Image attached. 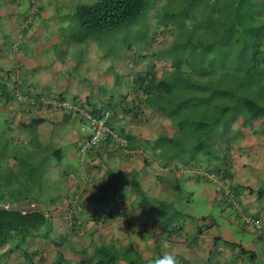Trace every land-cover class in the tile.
I'll return each instance as SVG.
<instances>
[{"label": "rangeland", "instance_id": "1", "mask_svg": "<svg viewBox=\"0 0 264 264\" xmlns=\"http://www.w3.org/2000/svg\"><path fill=\"white\" fill-rule=\"evenodd\" d=\"M33 1L34 13L27 26L30 10L29 0H2L0 2L2 4L0 5V49L7 50L6 65H2L6 72L0 71L1 76L7 79L0 78V82L8 80L9 82H5L6 85L18 95H24V92L29 91V87L24 86L29 79L33 82L31 85L34 88H32L43 93L48 91L52 85L55 89L60 85L65 89H70L69 80H75V85L83 88L90 97L94 95L98 98H105L108 95H117L121 87L126 89V82L128 83L130 76L128 73L124 75V72L134 69L136 61L133 60V56L137 52H150L149 50H151L153 53V49L164 48L170 43L171 37L168 36V32L173 33L175 24L171 20H166L164 15H169V12L176 10L179 4L180 7L177 10L188 7V1L185 4L182 0H146L144 9L134 20L114 29L103 30L86 40L78 41L76 31L79 29V22L72 11L73 7L78 3L87 4L97 0ZM221 2L222 0L215 1L217 6L221 5ZM232 4V0H228V6H232ZM203 9L204 6L200 10L203 11ZM224 9L226 8L224 7ZM238 9H240L238 15L225 11L223 14L220 13L217 18V23L226 27L223 34L220 32L219 50L220 52L223 50L224 58L229 59L227 65L225 61L219 62V64L221 63L219 71L221 77L230 83L232 82V62L236 64L238 61H242L250 65L248 69L253 75L249 76L246 82L241 73L242 78L237 79L236 83L237 91L261 105L262 110L256 117L244 118V123L242 116L238 115L229 123L230 127L227 128V133L223 137L218 138V135L213 134L209 138L210 147L214 149L213 152H218L222 156L221 159H213L217 160L218 164L223 163L224 160L228 161L242 156L251 159L249 156L255 151V149L251 150L253 146L264 147V0H240ZM189 24H191L190 19H186V25ZM1 34H6L7 37H2ZM150 34L154 37V41L150 38V44H147L148 41L145 39ZM46 35L47 37L43 39ZM53 38L59 39L54 42ZM156 39L159 41H155ZM16 40L20 41L18 51L21 52V61L18 56V59H15L16 62H12L13 57L9 48L12 41ZM127 42H129L130 49L126 47ZM14 47L13 49H15ZM151 55L153 60L154 54ZM166 55L164 54V57L158 62V71L160 69L167 70V64L164 62ZM9 60L11 64H9ZM244 71L246 69L242 72ZM158 118L165 119L161 115H155L154 119L158 120ZM46 119L33 124L31 128H26L23 137L19 138H14V135L13 137L11 135V131L15 128L13 122L9 123V126L6 125L5 128L0 127V189L7 188L8 195L18 193L19 196L33 199L38 204L37 209H41L48 200H52L55 207L59 209L58 199L64 196L69 198V195L72 197L73 193L70 194L72 189L77 191L78 189L75 187L80 188L84 184L80 174L81 165L76 152L75 140L81 130L75 115L65 119L56 118L45 121ZM161 123H158V129L164 130L163 126L160 127ZM235 123H237V128L233 131ZM154 124L149 125L148 123L152 131ZM217 139L220 140V145H218ZM156 140L154 138L151 148L155 151L158 149L155 145ZM54 147L60 148L59 157L53 154ZM109 150L115 153L111 155H114L113 162L116 164L114 167H110L111 169H108V166L104 169L100 167L103 171L102 178L95 181V183L101 184L97 188L99 189L97 194H101L103 190L107 191L112 185H119V180L123 178L118 200L124 203V199L131 196L128 207L135 205V208H138L142 206H139L141 195L139 192L137 194L134 192L131 179L137 182V179L141 178L145 184H148L142 188L144 190L142 196L146 200L150 197V204L147 209L137 213L138 220L135 218L136 212L134 211V220L138 222V228L135 231L145 234L144 238H147L146 235L149 234L154 243L157 241V237L165 242L162 243L160 254L154 253V248L147 247V251L151 252L147 258L158 260L166 253H173L177 256L179 264H263L264 239L248 238L244 231H240L239 227L241 226L244 229L252 230V226L244 222L240 216L233 212L230 220H224V215L222 212L220 213L219 208L217 215H212L209 213L211 210L202 207L203 198L200 196L203 197L204 193L195 189L191 195L192 191L185 187L174 191V194L172 192L174 207L171 209H175L174 213L158 214L157 210L153 209L155 201L151 199L154 193V171L147 168L143 174L137 169L125 172L123 166H118L119 161L116 153H119L120 149L111 147ZM148 150L150 151L148 147L144 148L148 156L157 155L155 151L152 150V153H149ZM136 152L139 153V150ZM223 152L225 157H223ZM135 157H139V154ZM99 160L101 161L102 158ZM133 160L134 158L127 160V163H131ZM152 160L158 162V157L155 156ZM258 165L252 166L251 163H248L245 168H248L249 173L254 175L257 169L261 170V164L258 163ZM82 167H85V163L82 164ZM100 188H102L101 191ZM92 191L94 190L92 189ZM10 198L7 197V199ZM204 210L205 212H203ZM243 211L249 215H256L254 209L253 214L244 209ZM201 213L205 216L203 220L199 219ZM159 217L164 220L157 221ZM185 222L192 227L202 223L206 225V229L200 235L196 231L192 233ZM60 224H64L68 228L65 222H60ZM155 225L158 227L155 228ZM170 225H174V227L167 230ZM158 228L162 232L160 235ZM125 232L130 239L133 234L129 230ZM50 233L55 237H62L61 241L65 242L63 245L68 246L69 230H66L65 233L55 231ZM39 239L40 243L44 242V238ZM196 241L200 244H195ZM121 245L125 251H129L126 243ZM84 246L86 245L76 246L75 251L72 249V252L63 253L66 256L62 262L78 264L80 255L78 250ZM137 251L143 258L142 252L138 249ZM89 252L90 250H88ZM251 252L254 253L252 260L249 259ZM88 253L86 252L87 256ZM153 262L155 260H151L150 263ZM124 263L120 260V264ZM150 263L145 262V264ZM0 264H11L6 260L4 253L0 254Z\"/></svg>", "mask_w": 264, "mask_h": 264}, {"label": "trees", "instance_id": "2", "mask_svg": "<svg viewBox=\"0 0 264 264\" xmlns=\"http://www.w3.org/2000/svg\"><path fill=\"white\" fill-rule=\"evenodd\" d=\"M182 1L185 4L188 1L187 9L177 10L180 7L179 4L176 10L169 12V15H164L166 20H171L175 24L173 33L168 32V36L171 37L170 43L164 48L153 49V53L149 50L150 52H137L133 56V60L136 61L134 69L124 72V74L128 73L130 76V80L128 83L126 82V90L117 95H108L95 104H81L87 106L91 116L94 117H99L104 109H108L109 114L104 119L105 124L116 134L124 138L123 144L116 141L110 132L106 130L102 133L103 137L87 145L84 151L80 153L78 150L79 145L90 138L93 130L90 129L89 125H80L82 116L80 117L78 110H66L56 104L39 101V96L44 94L52 96L57 101L66 99L72 103H76L75 99H67L64 91H44L43 93L42 91L34 90V87L30 86L29 91L24 92V96L33 98L30 102L25 99L19 100L17 93L10 90L5 83L6 81H3L0 82V98L2 97L7 102H16L20 106V109L26 106L36 109L47 108L61 111L63 119L75 115L78 119L79 129L81 130L79 133L81 136L76 145V152L78 153L79 160L85 161V164L90 166L92 165L87 163L85 158L89 152H102L106 154L111 152L109 150L111 147H117L120 150L137 148L141 140L137 139L138 137L133 133L135 132L134 130L142 126L149 119L154 118L155 115H161L166 119L164 125L169 129L167 131L169 134L164 130L157 132L155 145L158 149L155 151L150 147L151 151H148L149 153H152V150L153 152L155 151L157 155H151V157H158V166H162V168L171 173L170 190L168 191L170 195L173 196L174 191L183 188L178 175L187 167L189 169L195 168V170L201 169L205 173L212 172L218 178H223L226 183L233 187L230 180L232 160H224L221 164H218L217 160L214 161L213 159H221L222 156L218 152H213L214 149L210 147L209 138L213 134L218 135V138L223 137L227 133V128L230 127L229 123L238 115L242 116V122L244 123V118L256 117L262 110L261 105H258L255 101L237 91V79H241L242 75H244L247 82L249 76L253 75L248 69L250 65L242 61H238L236 64L232 62V82L230 83L224 77H221L219 71V65H221L219 62L225 61L227 65L229 59L224 58L223 50L221 52L219 50L220 32L223 34L226 27H223V24H218L217 18L220 13L223 14L225 11L237 14L240 10L238 9L240 0H232V6H228V0H222L219 6L215 3L216 0ZM145 3L146 0H97L93 3L75 4L72 11L79 22L76 39L83 41L103 30L114 29L134 20L139 12L144 9ZM203 6L204 9L201 11L200 9ZM29 8V18L26 26L30 23L29 20L34 13L33 0H29ZM186 19H190L191 21V24L188 26L186 25ZM185 27L186 29H184ZM1 36L7 37L6 34H1ZM150 38L154 41V37L150 34L145 39L148 41L147 44H150ZM18 41H12L9 48L13 57L12 62H16L14 55L19 50L18 43L20 41ZM155 41L159 40L156 39ZM126 47L130 49L129 42H127ZM5 52L7 54V50L3 51V53ZM151 54H154L153 60ZM164 54H167L164 59L165 64H167V70L163 71L160 69L158 71V62L164 57ZM244 64L246 65L245 68ZM243 68L246 71L242 72ZM0 71L4 73L6 69L3 70L0 67ZM0 77L6 79L1 75ZM41 120L42 117L34 116L29 121H20L18 126L26 130V128L33 127V124ZM236 128L237 123L233 125V131ZM216 141L220 145V140L217 139ZM52 152L59 157L61 150L59 147H54ZM222 154L225 157L224 152ZM116 156L118 159L119 156L120 158L126 157L124 152L117 153ZM99 158L102 157L99 156ZM102 161H105L104 158H102ZM142 163L144 166L150 165L152 162L150 163L147 157H143ZM108 169L111 168L108 167ZM80 174L84 183L82 187H75V189H78L77 191L72 189L70 193H73L72 197L70 195L69 198L64 196L57 201L59 202L57 205L59 210L64 213L62 221L65 222L68 226L67 229L72 234L81 232L84 221L94 222L101 221L104 218L110 219L112 216L123 212L122 206L117 201L109 202L108 204L104 201L99 204L100 206L97 205L95 208L83 210L84 199H89V202L90 200L99 202L98 200L102 194L95 195V191L99 190L97 188L101 184L93 183L94 179L100 178V175L84 174V172H80ZM155 175L158 177L155 178V182H159L163 174H160L158 171ZM201 175L203 177L202 180L213 182L214 184V181L209 180L203 173ZM123 181L124 179L121 178L119 185H112L108 188L107 193L114 195V197L115 195L119 196ZM139 183V179H137V182L131 179L134 192L136 194L139 192L141 198H144L142 196L144 190H142ZM216 187L219 188L217 185ZM219 193L222 194L221 192ZM4 197H11L10 201L12 202L13 200L17 202L18 200L24 201L28 199L25 196H19L18 193L8 195L7 188L5 187L3 190L0 189V199ZM160 197L151 196V199L155 201L153 209L157 210L158 214H162L163 212L164 214H173L175 211V209H171V207H174L173 202L166 195ZM221 197L226 201L223 195ZM55 206L52 200H48L41 209L31 210L24 214H21L16 207L0 209V254L4 253L6 260L10 263L14 261L13 264H18V262L19 264H39L42 262L44 264L45 261L38 254L39 251L33 247L31 250L29 246L25 245V239L28 237L38 239L47 237L51 230V221L45 215V212H48L51 208L54 209ZM233 212L237 215L236 211ZM68 213L71 216V220H68L65 216ZM161 217L157 218V221L164 220ZM76 218L80 220H75ZM173 227L174 225H170L167 230ZM139 235L145 237V234L140 232ZM59 240L60 238L52 240L55 247L53 259L51 261L47 260L45 264H63V253L59 249H56L59 246ZM85 245L82 249L78 250V253H80L78 264H119L120 260L124 261V264H145V262L150 263L151 260L157 261L155 258H145L146 260L144 257L142 258L131 241H128L127 244L129 251H125L122 245H114L113 243L100 242L94 244L89 241ZM88 250H90L89 253ZM86 252L89 254L88 256ZM249 256V259L252 260L254 253L251 252ZM155 262L152 264H155Z\"/></svg>", "mask_w": 264, "mask_h": 264}, {"label": "crops", "instance_id": "3", "mask_svg": "<svg viewBox=\"0 0 264 264\" xmlns=\"http://www.w3.org/2000/svg\"><path fill=\"white\" fill-rule=\"evenodd\" d=\"M2 0H0L1 2ZM0 5H2L0 3ZM48 35V32L45 31ZM47 35L44 38L47 37ZM50 37V35H48ZM55 39V40H54ZM59 38H53L52 41L56 42L58 41ZM51 43V42H48ZM17 47V46H16ZM2 53V54H1ZM18 56L20 58L19 61H21V52H18V50L16 51L14 57H16L15 59H18ZM10 57V55H9ZM5 59H7L6 56V52L3 53V51L0 49V67H2V65H6L5 64ZM9 64H11L10 60H9ZM32 69V67H29ZM1 75V74H0ZM125 75V74H124ZM9 76V74H8ZM1 78V77H0ZM7 79V78H6ZM126 80V76L124 78V83ZM8 82V80H6ZM69 88L70 89H65L62 85H60L59 87H56V89L54 88V86H50L48 91L49 92H58V91H64L65 96L68 98H72L75 100L80 101L81 103L87 104L88 103H97L100 100H102L103 98H98L97 96H92L90 97L88 95V93L82 88L77 87L76 81L75 80H69ZM32 80L29 79L25 82L24 86H32L33 85ZM61 84V83H60ZM14 85H18L17 83H14ZM126 89L124 88H120V90L118 91L119 93H123ZM111 96V95H110ZM63 113L61 111H57V110H51V109H47V108H40V109H36V108H30V107H26L24 106L23 109H20V106L14 102V101H10L7 102L5 100H3V98H0V127L5 128L6 125H8L9 123L13 122L12 124H14V129L11 131V135L14 138L17 137H23L24 135V131L25 129H21L18 124L20 123V121H29L32 117L34 116H40L42 117L43 121L45 118H47L45 121L48 120H52V119H56V118H62ZM68 118V117H66ZM63 119V118H62ZM65 119V118H64ZM155 122H153V121ZM165 119H161L158 118V120H155L154 118H152L148 123L149 125L154 124V130L152 131L151 127L148 125V123H144L142 124V126H140L139 128L135 129L133 133L136 134V137L138 140H141L138 144V147L136 148H125L122 150H119L120 152H124L125 154V158H117V160L119 161V165L118 166H123V171L128 172V171H132V170H139L140 172L142 171V174L147 170V168H149L151 171L153 172L154 178H158L156 177V172L159 171L160 174H163L162 178L159 179V182H155L153 183V187H154V193L152 194V197H156V198H161L160 196L162 195H166V197L168 199H170L172 201V195H170V193L168 192L170 190V183H171V177L169 171H167L165 168H162V166H158V164L156 165V161L152 160V157L148 154H146V152L144 151L145 147H153L154 144V138L157 134V132L160 131V129H158V123L162 121L160 127H164L162 129H164V131H168L169 129H167L165 122ZM159 121V122H158ZM10 124V125H12ZM163 124V125H162ZM20 128V129H19ZM135 128V127H134ZM133 128V129H134ZM166 128V130H165ZM163 131V130H162ZM169 134V132H167ZM80 134L78 133L76 136V145L77 142L80 138ZM140 146V147H139ZM143 146V147H142ZM255 149L254 153L251 154L249 157H251V159L246 158L245 156L242 157H237V158H232L231 163L232 166L230 168V170L232 171V174L230 176V180L231 183L233 185V187H231L235 193L236 196V202L246 211L249 213H252L253 209L256 211V215H251L254 218H258L261 222L262 225H264V147L263 146H259V145H255L251 148V150ZM137 150H139V153L136 152ZM151 151V150H150ZM112 154H115L113 152H110ZM110 153H102V152H98V153H94L93 151L87 154L86 156V162L91 164L92 166L85 164V167H82V164L85 163V161H80V172H86V174H91V175H100L101 177V173L103 171V169L108 166V167H114V165L116 163L113 162V158L114 155H109ZM117 154V153H116ZM139 154V157H135V155ZM246 155V153H245ZM99 156H101L102 158H104L105 161H100ZM143 157H147L150 161V165H144L142 163V158ZM151 159H150V158ZM134 158L133 162L131 163H127V160H130ZM235 159V160H234ZM85 160V158H84ZM82 163V164H81ZM251 163L252 166H259L258 163H260V169H257L255 171L254 175H251L249 173V169L245 168V166ZM100 167H102L103 169H100ZM153 168V169H151ZM188 168V167H187ZM183 169L180 172L179 179L180 182L182 184L183 187L188 188V190H191L193 194L194 190L196 189L198 192H202L204 193L203 197L200 196V198H203V208L211 210L212 215H217V209H220V213L222 212L224 215V220H230V218L232 217V213L234 211L233 208V204L229 203L227 201H225L219 194L218 192V188L216 187L215 183L213 184V182H205L204 180H202V175L199 174V170H195V168H191V169ZM171 172V171H170ZM201 175V176H200ZM160 177V176H159ZM164 177V178H163ZM98 179V178H97ZM97 179H94L93 183H95V181ZM161 180V181H160ZM139 182L141 184V188H145L146 185H148L147 183L145 184L144 180H142L141 178L139 179ZM73 184V183H72ZM72 187V186H71ZM102 188H100L101 190ZM108 190V189H107ZM258 190V191H257ZM95 195H100L97 194V191H95ZM85 194V193H84ZM101 196L99 198V202H95L89 199H84V207L83 210H87V209H91V208H95V206L101 204V202L106 201L107 204L110 202H115L117 201L119 205L122 206V210L124 211V214H119L116 216H112L110 219H106L104 218L101 221H88L85 222L83 224L82 230L80 233L78 234H72L71 232H69V237H68V246L63 245L65 242L59 240V246L56 249H59L62 253H65L67 251L72 252V249L75 251V249H77L76 246H80V245H85L87 244L89 241L97 244L100 242L103 243H113L114 245H121L122 243H126V245L128 244V241H131L134 243V245L136 246V248L138 250H140L142 252V256L144 258H147L150 256V251H147V247L149 248H154L155 251L154 253H158L160 254V252L162 251V243H164L165 241L162 240L161 238L157 237V241L154 243L151 241L150 239V235L147 236V238H144L143 236L139 235V232H136L135 230L138 228L137 227V223L134 220L135 215L133 214L134 211L136 212V217L138 220V216L137 213L140 210H145L147 209V207L149 206V198L146 200L145 198H141L140 199V205L141 207L135 208V205L133 207L129 206V202L131 200V196H128V198L124 199V203L119 202V196L112 195L107 193V191H101ZM170 196V197H169ZM199 198V199H200ZM60 199H62V197H60ZM223 201V202H221ZM222 203V204H221ZM54 204V203H53ZM100 206V205H99ZM102 206V205H101ZM174 206V203H173ZM200 207V208H202ZM50 208V207H49ZM48 208V209H49ZM233 210V211H232ZM205 212V210L203 211ZM253 214V213H252ZM45 215L48 216L49 220L51 221V230L61 233V232H66V230H68L66 228V226L64 224H60V222L62 221V217L64 216V213H62L58 208L54 207L51 208V210L49 209L48 212H45ZM62 215V216H61ZM233 217H235V215L233 214ZM205 218L204 214L201 213L199 215V219L203 220ZM65 219V218H63ZM186 226L188 228H190V231L192 233H194L195 231L200 235L202 234V232L205 231L206 229V225L204 224H200L196 227H192L190 226L189 223H186ZM63 226H65V228H63ZM158 225H155V228H157ZM133 234L131 235V238L129 239L126 232L128 231ZM240 231H244L246 233V236L248 238H260V239H264V236L261 235L258 230H256L255 228L252 227V230L249 229H244L242 226L239 227ZM49 232V234L47 235V237H45L43 240V243H40V239L38 238H32V237H28L25 239V245L29 246L31 248V250L33 248H35V250L39 251V255L42 258V260H44L45 262H47V260L53 259V255H54V251H55V247L52 243L53 237L54 239H58L59 236L55 237L53 236L51 233ZM162 232L160 230V228H158V234L160 235ZM167 234H169L167 232ZM204 243V240H203ZM195 244H200L198 241L195 242ZM138 246V247H137ZM141 246V247H139ZM33 247V248H32ZM64 257L66 256L65 254L63 255ZM65 259V258H64ZM14 261H11V263L13 264ZM44 262V264H45ZM49 262V261H48ZM66 262V261H65ZM264 264V260L262 262ZM19 264V262H18ZM39 264H43L39 263ZM47 264V263H46ZM64 264V262H63ZM120 264V262H119Z\"/></svg>", "mask_w": 264, "mask_h": 264}, {"label": "built area", "instance_id": "4", "mask_svg": "<svg viewBox=\"0 0 264 264\" xmlns=\"http://www.w3.org/2000/svg\"><path fill=\"white\" fill-rule=\"evenodd\" d=\"M17 98L19 100H28V101H32L33 98L30 96H24V95H18L17 94ZM39 101L43 102V103H51V104H56L57 106L61 107L62 109H66V110H70L74 111V109L78 110V113L80 115V117L82 116V120H80V125L81 126H88L90 127V129L93 130L90 138L85 141L83 144H80L78 147V150L80 153H82L84 151V149L87 147V145H89L90 143L94 142L95 140H97L100 137H103L102 133L104 131H109L111 136L118 141L119 143L123 144L124 143V138L118 134H116L112 129L108 128L105 124V117L108 116L109 114V110L108 109H104L101 112V115L99 117H94L91 116L90 111L85 108L80 106L77 103H72L66 99L63 100H59L57 101L56 99H54L52 96H48V95H41L39 96ZM206 177L209 178V180L214 181V183L219 187L220 192L222 193V195L225 197L227 202H230L234 205V210L237 212V215L241 217V219L246 222L247 224L251 225L253 228H255L256 230H258V232L264 236V225L261 224L260 220L258 218H254L253 216L245 213L242 209V207L236 202V196L235 193L233 191V189L231 188V186L226 183L223 178H218L214 173L212 172H202ZM76 196V195H74ZM16 207L19 212L21 214H24L28 211L34 210L37 208V203L34 200H24V201H14V202H10L8 200H0V209H9V208H13ZM67 217L68 220H71V216L68 214L65 215ZM70 222V221H69Z\"/></svg>", "mask_w": 264, "mask_h": 264}, {"label": "clouds", "instance_id": "5", "mask_svg": "<svg viewBox=\"0 0 264 264\" xmlns=\"http://www.w3.org/2000/svg\"><path fill=\"white\" fill-rule=\"evenodd\" d=\"M77 104H79L80 106H82V107H85V108H87V106H85V105H81V104H83V103H81L80 101H78V100H76L75 101ZM197 170V169H196ZM199 170V169H198ZM201 170V169H200ZM200 170H199V172H200ZM202 172H200V174H201ZM219 189V188H218ZM218 192H220V190H218ZM220 196H222V194H220ZM3 199H5V200H8V201H10V199H7V197H4ZM3 199H0V200H3ZM27 200H29V199H27ZM31 200H33V199H31ZM19 201V200H18ZM10 202H12V201H10ZM13 202H14V200H13ZM37 206H38V204H37ZM38 208V207H37ZM36 208V209H37ZM36 209H34V210H36ZM79 219V218H78ZM77 218L75 219V220H78ZM80 220V219H79ZM156 264H179V261H178V259H177V256L175 255V254H173V253H166L164 256H162L161 258H159L157 261H156Z\"/></svg>", "mask_w": 264, "mask_h": 264}]
</instances>
